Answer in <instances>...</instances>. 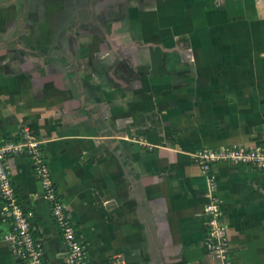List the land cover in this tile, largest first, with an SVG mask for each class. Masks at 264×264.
Masks as SVG:
<instances>
[{"label": "crops", "instance_id": "crops-1", "mask_svg": "<svg viewBox=\"0 0 264 264\" xmlns=\"http://www.w3.org/2000/svg\"><path fill=\"white\" fill-rule=\"evenodd\" d=\"M2 1L0 141H43L89 264H213L211 197L233 264H264V172L190 157L264 147V0ZM5 163L44 263L64 264L29 158ZM2 205L0 264H22Z\"/></svg>", "mask_w": 264, "mask_h": 264}, {"label": "built area", "instance_id": "built-area-1", "mask_svg": "<svg viewBox=\"0 0 264 264\" xmlns=\"http://www.w3.org/2000/svg\"><path fill=\"white\" fill-rule=\"evenodd\" d=\"M42 142L28 126L22 129L17 139L0 141L2 219L10 226L7 238L11 243L13 255L22 264H45L41 244L33 234V212L19 203L11 182L10 171L5 163L9 155L25 154L43 186V197L49 202L51 217L60 231L64 246V264H89L85 255V245L58 195L44 158ZM190 157L207 177H211L212 167L217 163L249 165L264 172V147L248 148L234 145L199 148L192 151ZM204 209L207 236L212 243L213 264H233L227 224L221 219L219 202L215 197H211ZM106 264L126 263L113 259Z\"/></svg>", "mask_w": 264, "mask_h": 264}, {"label": "rangeland", "instance_id": "rangeland-1", "mask_svg": "<svg viewBox=\"0 0 264 264\" xmlns=\"http://www.w3.org/2000/svg\"><path fill=\"white\" fill-rule=\"evenodd\" d=\"M78 1H79L78 3H79L80 5H81V4L83 5V4H86V3L88 4V1H89V0H87V1H86V0H78ZM1 2H3V1H2V0H0V3H1ZM75 2H76V1H75ZM52 3H53V4H58L59 6H61V7H62L60 0H59V2H58V0H53V2H52ZM78 3H77V4H78ZM55 8L57 9V7H56V6H55ZM53 18H56V19H58V16H57V14H56V16H54Z\"/></svg>", "mask_w": 264, "mask_h": 264}, {"label": "trees", "instance_id": "trees-1", "mask_svg": "<svg viewBox=\"0 0 264 264\" xmlns=\"http://www.w3.org/2000/svg\"><path fill=\"white\" fill-rule=\"evenodd\" d=\"M33 234H34V230H33ZM34 236H36V235L34 234Z\"/></svg>", "mask_w": 264, "mask_h": 264}]
</instances>
